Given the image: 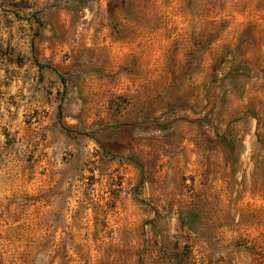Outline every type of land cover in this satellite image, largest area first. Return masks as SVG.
<instances>
[{"label": "rangeland", "instance_id": "1", "mask_svg": "<svg viewBox=\"0 0 264 264\" xmlns=\"http://www.w3.org/2000/svg\"><path fill=\"white\" fill-rule=\"evenodd\" d=\"M0 264H264V0H0Z\"/></svg>", "mask_w": 264, "mask_h": 264}, {"label": "trees", "instance_id": "2", "mask_svg": "<svg viewBox=\"0 0 264 264\" xmlns=\"http://www.w3.org/2000/svg\"><path fill=\"white\" fill-rule=\"evenodd\" d=\"M191 215L190 214H185L184 216H181V222L186 221L188 223L189 219H190Z\"/></svg>", "mask_w": 264, "mask_h": 264}]
</instances>
